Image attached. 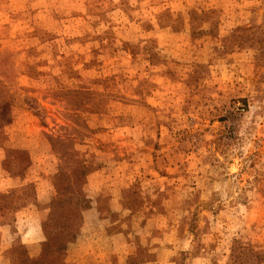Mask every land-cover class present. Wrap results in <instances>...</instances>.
I'll return each mask as SVG.
<instances>
[{
  "label": "rangeland",
  "instance_id": "1",
  "mask_svg": "<svg viewBox=\"0 0 264 264\" xmlns=\"http://www.w3.org/2000/svg\"><path fill=\"white\" fill-rule=\"evenodd\" d=\"M0 264H264V0H0Z\"/></svg>",
  "mask_w": 264,
  "mask_h": 264
}]
</instances>
